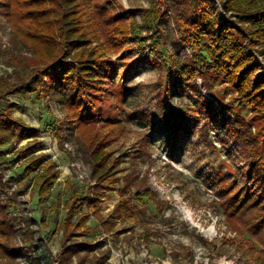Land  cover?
Wrapping results in <instances>:
<instances>
[{"label": "rangeland", "instance_id": "obj_1", "mask_svg": "<svg viewBox=\"0 0 264 264\" xmlns=\"http://www.w3.org/2000/svg\"><path fill=\"white\" fill-rule=\"evenodd\" d=\"M52 1L69 5L47 2ZM2 3L0 79L12 81L8 63L17 46ZM156 7L159 22L153 29L148 0H79L90 48L113 69V78L103 79L105 85L88 97L92 122L85 129L106 143L114 190L96 203L103 220L91 216L90 231L67 241L96 244L87 264H101L97 256L105 252L104 264H264V220L260 224L255 218L264 216V143L257 136L258 148H250L246 140L235 139L248 130L255 135L258 125L239 109L220 77L198 76L189 90L176 92L169 72L185 65L192 48L179 44L172 19L177 8ZM124 27L127 34L121 35ZM7 101L15 105L16 120L38 131L42 148L35 156L55 163L59 177L51 195L41 197L39 188L32 194L13 150H6L8 169L0 167V253L4 250L7 260L0 256V264H77L76 257L62 253L64 203L73 194L65 183L81 190L93 184L91 146L78 131L55 134L53 128L68 112L54 97L12 95ZM235 119L245 125L239 130L243 135L236 132L239 124L233 126ZM99 157L98 177L106 172L105 156ZM125 175L130 185L121 180ZM122 197L130 202L125 206L132 208L131 219L117 210ZM240 197L245 200L238 204Z\"/></svg>", "mask_w": 264, "mask_h": 264}, {"label": "trees", "instance_id": "obj_2", "mask_svg": "<svg viewBox=\"0 0 264 264\" xmlns=\"http://www.w3.org/2000/svg\"><path fill=\"white\" fill-rule=\"evenodd\" d=\"M45 1L3 0L2 3V16L10 23L12 39L17 46V56L8 63L14 70L15 79H0V167L8 169L9 161L4 157L6 150L11 148L15 157L13 162H20L23 181H29L31 193L39 188L41 197L51 195L59 171L55 163H45L42 156H35L42 148V142L37 140L38 131L26 127L13 117L15 105L8 103L7 97H54L68 112L62 121L63 124L53 128L55 134H60V129L69 134L78 131L77 134L91 146L89 166L94 187L80 190L68 180L65 183L67 187L70 186L73 194L64 203L67 239L63 243L62 251L63 257L70 260L76 257L74 261L77 260V264H87L88 254L90 250L95 249L96 244L83 239L78 242L67 240L73 237L82 238L90 231L87 225L90 213L85 212L84 208L92 207L105 190H114L111 181L113 175L110 167L107 168L111 154L105 152L103 147L106 143L99 141V136L85 129L92 122L88 97L96 88L105 85L103 79H110L109 76L113 78V69L108 70L109 62L99 60L100 55L90 48L87 34L80 22L79 0H65L69 5L55 4V1L47 4ZM148 1L153 7V29H156L159 22L154 13L156 6L160 7L162 4L165 9L172 6L177 8V13L172 19L178 29L179 44L192 48L193 55L186 60L185 65L176 66L169 72V82L173 84L176 92L189 90L198 76L203 81H213L220 77V80L227 83V88L235 93V102L239 109L245 108L251 114V120L256 121L258 125L256 136L248 129L247 134L243 135L239 130H244L245 125L235 119L233 126L239 124L236 132L243 135H235V139L246 140L248 147L258 148L257 136L264 143V0ZM125 32L124 27L121 35L127 34ZM25 54L30 56V59ZM30 60L35 64L32 67ZM27 139L32 141L17 148L19 142ZM99 155L105 156L101 162L106 170L100 177L96 175L100 165L94 163ZM129 176L125 175L121 179L125 186L130 185ZM148 193L146 190L143 195H136L144 196ZM243 200L245 197H240L238 204ZM57 202L58 199L55 200V203ZM128 202V198L122 197L117 210L123 218L131 219L132 208L125 206ZM92 215L98 220H103L98 207L93 208ZM255 218L260 224L264 220V216ZM15 250L11 249V252ZM1 253L3 261H6L7 258ZM107 257L105 252L98 255L96 260L104 264Z\"/></svg>", "mask_w": 264, "mask_h": 264}, {"label": "crops", "instance_id": "obj_3", "mask_svg": "<svg viewBox=\"0 0 264 264\" xmlns=\"http://www.w3.org/2000/svg\"><path fill=\"white\" fill-rule=\"evenodd\" d=\"M93 187H94V182H93L92 185H90L89 188H93ZM89 188H88V189H89ZM80 190H81V189H80ZM105 191H112V190H105ZM105 191H104V192H105ZM104 192H103V194H104ZM100 198H101V197H100ZM99 200H100V199H99ZM97 202H99V201H97ZM97 202H96V203H97ZM96 203L93 204L92 207H90V208H88V209H87V208H84V211H85V212L87 211L88 213H90V217H91V216L94 217V216L92 215V211H93V208L98 207V206L96 205ZM129 203H130V202H129ZM98 210H99V207H98ZM99 213H100V211H99ZM100 214H101V213H100ZM101 215H102V214H101ZM102 216H103V215H102ZM90 217H89V218H90Z\"/></svg>", "mask_w": 264, "mask_h": 264}, {"label": "bare ground", "instance_id": "obj_4", "mask_svg": "<svg viewBox=\"0 0 264 264\" xmlns=\"http://www.w3.org/2000/svg\"><path fill=\"white\" fill-rule=\"evenodd\" d=\"M210 230H211V229H210ZM210 230H209V231H210Z\"/></svg>", "mask_w": 264, "mask_h": 264}]
</instances>
